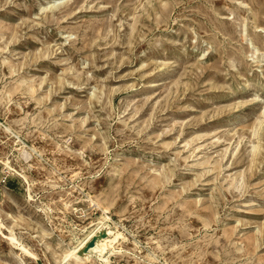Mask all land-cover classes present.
Here are the masks:
<instances>
[{"label":"rangeland","instance_id":"rangeland-1","mask_svg":"<svg viewBox=\"0 0 264 264\" xmlns=\"http://www.w3.org/2000/svg\"><path fill=\"white\" fill-rule=\"evenodd\" d=\"M0 220V264H264V0H0Z\"/></svg>","mask_w":264,"mask_h":264},{"label":"bare ground","instance_id":"bare-ground-1","mask_svg":"<svg viewBox=\"0 0 264 264\" xmlns=\"http://www.w3.org/2000/svg\"><path fill=\"white\" fill-rule=\"evenodd\" d=\"M8 168L10 169V170H12V171H15L14 169H12L10 166H8ZM15 172H17V171H15ZM25 181H26V183H28V181H27V178L24 176V175H22V174H20L19 172H17ZM94 203V202H93ZM108 217V216H107ZM103 221V220H102ZM101 221V222H102ZM0 226H1V220H0ZM102 228L103 227H98L97 229H98V231L94 234V233H92V232H90V234H88L87 236H86V238L83 240V241H81L73 250H70V251H68L67 252V254H66V256L65 257H73V258H76V259H78L77 257H79L78 255H79V253H81V252H85V248H87V246H88V244L91 242V240L93 239V238H97V234H98V232L100 231V230H102ZM119 234V233H118ZM118 234H116L115 232H112L111 230H108L107 232H106V235H108L107 237H109V236H114V238L111 240V239H108L107 237L105 238V239H100V240H97V242H96V244H95V247L93 248V249H91V252L90 253H88V255L86 256V257H89V255L90 254H92V253H94V252H97V253H99V255L101 256V255H103L106 251H107V249L109 248V247H111V246H113L112 244H113V242L115 241V240H117L118 239V236L120 235H118ZM11 239H12V241H16V238L14 237V236H11ZM22 249L23 250H25L26 251V249L22 246Z\"/></svg>","mask_w":264,"mask_h":264}]
</instances>
